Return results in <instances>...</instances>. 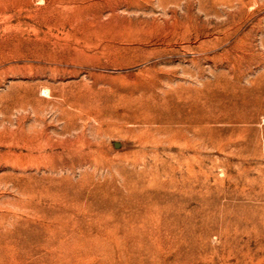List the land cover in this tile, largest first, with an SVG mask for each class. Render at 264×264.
Instances as JSON below:
<instances>
[{
	"label": "rangeland",
	"instance_id": "1",
	"mask_svg": "<svg viewBox=\"0 0 264 264\" xmlns=\"http://www.w3.org/2000/svg\"><path fill=\"white\" fill-rule=\"evenodd\" d=\"M0 264H264V0H0Z\"/></svg>",
	"mask_w": 264,
	"mask_h": 264
}]
</instances>
